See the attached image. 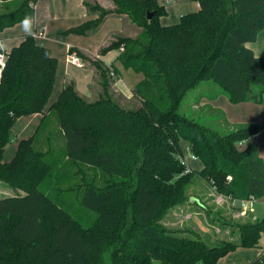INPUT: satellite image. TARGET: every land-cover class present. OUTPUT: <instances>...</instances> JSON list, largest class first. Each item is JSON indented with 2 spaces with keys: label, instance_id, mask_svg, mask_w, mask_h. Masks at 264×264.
<instances>
[{
  "label": "trees",
  "instance_id": "16d2710c",
  "mask_svg": "<svg viewBox=\"0 0 264 264\" xmlns=\"http://www.w3.org/2000/svg\"><path fill=\"white\" fill-rule=\"evenodd\" d=\"M37 1L17 0L1 13L0 32L32 20ZM189 1L198 10L169 26L160 24L165 10L157 0H111L113 9L84 3L96 18L64 34L90 36L107 17L122 15L140 29L135 38L113 36L98 53L118 50L122 67L141 75L131 91L139 107L126 109L114 99V67L70 48L69 54L96 70L100 93L87 102L71 81L50 106L47 114L56 118L64 141L58 158L49 139L46 150L39 146L44 114L38 134L20 140L13 159L2 161L16 119L43 114L57 67L33 35L7 53L0 78V182L15 193L0 199V264H216L238 247L258 246L264 216L237 223L236 241L212 247L158 224L162 211L189 202L194 175L223 197H264L256 144L236 148L258 133V125L223 134L179 112L186 94L209 81L233 104L264 103V57L245 46L264 29V0ZM148 13H153L150 19ZM180 141L202 163L199 172L185 173ZM61 159L81 173L90 169L107 176L100 184L82 177L77 186L80 207L94 215L87 226L59 200L55 183ZM235 264H264V257Z\"/></svg>",
  "mask_w": 264,
  "mask_h": 264
},
{
  "label": "crops",
  "instance_id": "0c3cea01",
  "mask_svg": "<svg viewBox=\"0 0 264 264\" xmlns=\"http://www.w3.org/2000/svg\"><path fill=\"white\" fill-rule=\"evenodd\" d=\"M85 2L97 3L105 9L114 8L111 0H38L33 6L34 17L32 20L18 23L0 32V40L7 52L13 47L18 46L24 36L33 35L36 44L47 48L50 55L57 61L52 91L43 114L36 113L16 119L11 127V141L5 147L2 154V161L4 163L13 159L20 140L28 139L36 133L38 134L37 131L40 127V123L43 121L44 114H47L50 106L56 101L66 84L71 81L74 82L77 94L87 102L92 101L91 97L95 92L93 91V83L97 78L96 70L90 66L89 63L80 58L78 59L83 64L82 66L71 64L68 61V50L70 48H75L92 59L98 57L105 66L114 67L117 70L116 75L118 77L117 80L113 81L115 90L126 102L131 99L133 100L131 91L136 83L140 81L141 75L135 74L132 70H126L122 67V65L116 60L119 53L118 50L109 51L100 57L98 56V53L99 50L107 44L108 40H112L113 36L135 38L140 30L132 25L126 16L122 15L107 17L97 32L90 36L64 34L65 31L78 27L83 23L96 18L97 15L95 13H91L87 10L84 5ZM170 2L171 0L168 3ZM16 3L17 0L0 2V12L12 10L16 6ZM192 3L193 8L195 9L194 11L198 10V4L196 2ZM163 8L165 10V16L160 17V24L163 26L175 24L177 21L173 14L174 10L170 6H164ZM169 15L171 17H169ZM89 38H96L95 41H92L91 45H87L88 41H84ZM245 46L252 51L255 57H264V29L259 32L254 42L246 43ZM108 55H110V58H108L110 59L109 62L106 60ZM206 87L207 86L203 89V94L199 93L197 100L194 103V108L205 112V116L209 114L208 112H218L220 115L218 119L221 125L220 128L226 132L241 125L257 124L259 127L258 133L244 142L237 143L236 148L240 149L241 147L244 149L249 143H255L257 154L262 160L264 166V103L256 104L253 102H242L233 104L228 100V97L225 94L219 92L216 88H214V92H209V89H206ZM213 94H215V96L211 98L209 95ZM51 117L52 115L47 114L44 127L47 128L50 125L56 126L57 120L55 123V120ZM57 128H59L58 124ZM180 149L182 157L185 159L186 166L195 173L199 172L202 169V163L198 159L191 157L187 143L180 141ZM196 177L197 179L194 183L198 186H200L202 182L210 186L205 180L198 176ZM202 185L204 186V184ZM210 189L213 191V194H211V200L215 204L216 209L221 211L222 209H220V206H223V203H228L231 208L235 209L234 212H232L231 209L229 212L225 211V216L228 219L232 218L231 221L236 223H243L245 221L254 222L264 216V197L256 200L252 212H243L239 205L233 203L231 198L217 194L211 186ZM14 193L15 192L6 184L0 182V199L12 196ZM189 197L194 198L198 204L189 201L187 203L188 206L194 205L201 208L202 211H208V207L205 206L204 200L201 196L190 195ZM224 206L226 210V205ZM227 212L231 214V218H229L230 214ZM209 221L213 224L212 227L216 231H220L219 227H215L221 221L220 216L211 214ZM224 233L227 234L232 241L237 240V231L232 234L225 230ZM260 238H262V236ZM259 242H261V239H259ZM260 256L264 257V250H262L257 257Z\"/></svg>",
  "mask_w": 264,
  "mask_h": 264
},
{
  "label": "rangeland",
  "instance_id": "374dc122",
  "mask_svg": "<svg viewBox=\"0 0 264 264\" xmlns=\"http://www.w3.org/2000/svg\"><path fill=\"white\" fill-rule=\"evenodd\" d=\"M157 2L162 5L163 7H171L174 12L176 21L178 22L180 16L195 12L193 8V3L189 0H171L170 3L165 4L163 0H157ZM4 13L3 12H0ZM165 16V15H164ZM169 17H171L169 15ZM170 19V18H169ZM176 22V23H177ZM134 25V24H132ZM135 26V25H134ZM137 27V26H135ZM138 28V27H137ZM139 29V28H138ZM140 30V29H139ZM102 31V30H101ZM140 32V31H139ZM96 38H89L87 45H91L92 41H95ZM110 55L106 57V60L109 62ZM107 67V66H106ZM97 74V72H96ZM111 76V75H110ZM111 76V80L115 81L118 79L117 75ZM114 83L111 85V92L113 93L114 99L124 108L126 109H136L139 107V103L137 100L133 98V100H128L126 102L123 97L115 90ZM206 89H209V92H214V88H216V85L212 82H203L200 84L197 88L194 90H191L186 94L184 97L179 112L181 114H184L185 116H188L190 118L195 119L196 121L202 123L203 125L212 128L213 130L217 131L218 133H225L226 131H223L220 128V122L218 121L220 115L218 112H208L205 116V112L202 110L199 111L198 109L194 108V103L197 100V97L199 93H202L204 90V87ZM93 91H95L91 97L92 101H94L97 98V94L100 93V87L98 85V74L97 78L95 79L93 83ZM217 89V88H216ZM132 94V93H131ZM203 94V93H202ZM91 101V102H92ZM52 119H56L54 116L51 117ZM39 140V146L42 150L47 149V142L49 139L50 145L52 147V156L54 158H58L63 153L64 148V141L62 138V135L59 131V128L56 126H48L47 128L44 127L40 133L38 134ZM183 147V146H182ZM40 149V148H38ZM240 149H242L240 147ZM188 155V154H187ZM186 157V155H185ZM189 157V155H188ZM60 168L57 175V182L55 183V188L61 189L60 191V201L67 209H69L70 213L78 218L82 224H91L94 218V215L87 210H83L79 205V200L77 197V194L79 193L80 188H78V184L82 182V177H85L86 179L94 180L98 184H100L103 180L107 181V176L100 173V172H93L90 169H84V171L81 173L78 171L76 167H73L71 163L67 159H61L60 160ZM197 179L196 175H194V180ZM204 184V186L202 185ZM200 186L193 183L191 187L188 188L187 195H199L204 200L205 206L208 207V211H202L201 208L196 206H188L187 203L181 204V205H174L172 207H169L167 210L162 211L158 218V224H161L164 226L168 231L176 233L178 235L186 236V237H199L201 238L206 245L209 247L212 246H218L221 241H232V239H229L227 234L224 233V231H228V233H235L236 232V226L237 223L231 221V214L228 213L231 209L232 212L235 211V209L231 208L228 203H223L225 206H220L222 209L221 211L216 209L215 204L212 202L211 198L213 194V191L210 189V186L206 185L202 182ZM248 205V204H247ZM254 206L247 207L251 208ZM243 209V208H242ZM223 211V213H222ZM230 214L228 219L225 215L226 212ZM216 214L220 216L221 221L219 224H217L215 227H219L218 229L220 231H216L212 226L213 224L209 221L210 215ZM212 224V225H211ZM206 239V240H205ZM261 242H259V246L254 248H242L238 247L235 250L227 253L223 257H221L216 264H227V263H249L252 262L257 258V256L261 253L262 250H264V236H262Z\"/></svg>",
  "mask_w": 264,
  "mask_h": 264
},
{
  "label": "built area",
  "instance_id": "2783aa9c",
  "mask_svg": "<svg viewBox=\"0 0 264 264\" xmlns=\"http://www.w3.org/2000/svg\"><path fill=\"white\" fill-rule=\"evenodd\" d=\"M170 0H163V2L166 4L168 3ZM123 50V47L120 48V51ZM7 51L4 49L3 45H2V41L0 40V78H1V74H2V70L5 66V62H6V59H7ZM68 61L75 65V66H82L83 64L81 63V61L78 59V57L76 56L75 53H70L68 54ZM110 75L115 76L114 72L113 71H110ZM191 155V154H190ZM192 158H195L191 155ZM181 163L184 164L186 166V162H185V159L182 157L181 158ZM191 169H189L187 166H186V170H185V173H188L190 172ZM227 180L229 181L230 180V177H227ZM233 200V203H236L237 205H239V207L242 209L243 212L245 211H248V212H252L253 211V207L249 208V210H247L249 206H254V203L256 202V199L254 198H249L247 200ZM248 204V205H247Z\"/></svg>",
  "mask_w": 264,
  "mask_h": 264
},
{
  "label": "water",
  "instance_id": "95a60500",
  "mask_svg": "<svg viewBox=\"0 0 264 264\" xmlns=\"http://www.w3.org/2000/svg\"><path fill=\"white\" fill-rule=\"evenodd\" d=\"M152 15H153V13H148L147 14V19H150L151 17H152ZM191 203H197L198 204V202L194 199V198H190V200H189Z\"/></svg>",
  "mask_w": 264,
  "mask_h": 264
}]
</instances>
